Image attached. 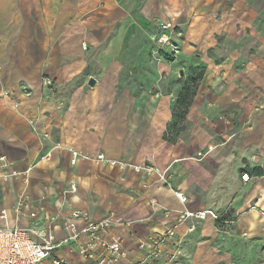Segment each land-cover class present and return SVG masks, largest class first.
<instances>
[{"label":"crops","instance_id":"obj_1","mask_svg":"<svg viewBox=\"0 0 264 264\" xmlns=\"http://www.w3.org/2000/svg\"><path fill=\"white\" fill-rule=\"evenodd\" d=\"M90 1L0 0V208L9 211L1 223L36 226L62 238L63 221L74 210L88 211L96 219L114 212L131 222L113 230L126 237V264L143 258L137 238L176 225L187 209L218 211L230 196L235 217L221 223L199 221L192 232L187 219L177 225V238L188 258L171 259L174 247L169 244V255L153 264H191L199 247L210 253H201L200 260L212 261L221 254L219 246L229 251L231 230L237 236L255 230L264 235V174L242 179L247 167L264 170V61L237 72L229 91L210 95L211 106L191 113L190 120L196 121L193 142L170 143L164 133L175 98L145 88L133 94L120 89L121 63L109 62L100 78L92 76L96 84L87 93L85 87L68 98L55 92L56 83L68 81L75 68H86L84 39L106 35L108 20L132 22L135 0H95V18ZM108 7H113L110 17ZM131 32L127 29L123 37ZM44 77L57 80L47 86ZM208 129H226L228 149ZM196 146L209 149L207 156L186 159ZM73 151L88 157L73 163ZM98 153L128 166L101 161ZM144 164L165 173L168 182L157 171L135 168ZM215 194H221V202ZM19 201H24L22 213L15 211ZM77 249L74 244L63 250L68 264H81ZM227 250L221 255H230Z\"/></svg>","mask_w":264,"mask_h":264},{"label":"rangeland","instance_id":"obj_2","mask_svg":"<svg viewBox=\"0 0 264 264\" xmlns=\"http://www.w3.org/2000/svg\"><path fill=\"white\" fill-rule=\"evenodd\" d=\"M94 1L91 0L89 5L92 18L99 14L98 3L103 2ZM112 8L108 7L107 17L113 12ZM131 15L132 22H124L125 18L115 22L108 20L106 35L96 33V38L83 40L86 68H75L68 81L62 85L56 83L55 92L68 98L80 87H85L87 93L94 89L88 79L92 76L100 78L107 63L118 62L121 63L120 89L128 88L133 94L135 89L145 88L151 93L169 94L173 99L190 68L203 66L205 75L197 84L187 128L178 139L193 142L196 121L195 118L190 120L191 113L211 106L210 95L229 91L230 82L239 78L235 76L237 72L247 71L253 63L264 61V0H135ZM120 29H123L122 38L119 37ZM127 29L132 32L126 38L123 34ZM254 92L250 91L248 96ZM207 123L209 121L203 124ZM208 130L220 147L228 149L230 138L226 129ZM198 147L185 158L203 160L209 149ZM221 194H215V199ZM226 198L216 208L226 218L235 217L230 209L232 200L230 196ZM217 201L221 202V199ZM231 233L230 255H221L228 247L219 246L221 254L218 258L206 262L203 257L201 262V253L203 256L210 253L206 255L207 250L199 247L195 254L199 256L191 264H264V235L257 230L244 231L241 236ZM185 246L186 242L182 247ZM188 254L184 250L181 259Z\"/></svg>","mask_w":264,"mask_h":264},{"label":"built area","instance_id":"obj_3","mask_svg":"<svg viewBox=\"0 0 264 264\" xmlns=\"http://www.w3.org/2000/svg\"><path fill=\"white\" fill-rule=\"evenodd\" d=\"M170 26V24L166 25ZM43 83L51 85L53 79L44 77ZM202 155V153H199ZM81 155L78 151H73L72 162L76 163ZM97 158L112 165L127 167L128 164L115 159L107 158L104 153H99ZM137 170L146 169L142 165L135 166ZM148 169V168H147ZM149 171H157L161 178L168 182L165 173L153 168ZM242 179L246 182L252 179L249 171L242 172ZM72 190L77 189V185H71ZM178 197L185 202L186 195L177 192ZM24 201H19L15 206L17 213H22L21 209ZM7 208H0V264H68L63 250L67 246H78V253L82 259L81 264H124V260L129 257L126 249V237L119 232H114L116 227L130 225L122 217L112 212L104 218L96 219L90 212L85 210H74L63 221L65 235L58 238L53 233H46L36 226H10L3 225L1 220L8 218ZM36 216V213H31ZM58 216L51 217L56 220ZM213 218L221 221L222 215L213 208L198 211L185 210L181 213L178 223L168 227L162 232L151 234L148 237L137 238L138 247L144 255L141 259H129L126 264H153L156 260L168 256V245L173 244V251L170 258H177L182 253V239L177 238V225L184 223L187 219L192 220L188 231L197 229L199 221Z\"/></svg>","mask_w":264,"mask_h":264},{"label":"trees","instance_id":"obj_4","mask_svg":"<svg viewBox=\"0 0 264 264\" xmlns=\"http://www.w3.org/2000/svg\"><path fill=\"white\" fill-rule=\"evenodd\" d=\"M204 75L205 68L203 66H193L190 68L187 78L183 79V85L172 103V119L168 123L167 129L164 133V139L166 141L173 144L176 143L180 134L186 130L188 115L197 91L196 87ZM243 171H249L251 174H264V170L260 167H247ZM221 219V221L217 222L221 223L227 218L222 216Z\"/></svg>","mask_w":264,"mask_h":264},{"label":"water","instance_id":"obj_5","mask_svg":"<svg viewBox=\"0 0 264 264\" xmlns=\"http://www.w3.org/2000/svg\"><path fill=\"white\" fill-rule=\"evenodd\" d=\"M88 83H89L90 85H95V84H96V78H95V77H90Z\"/></svg>","mask_w":264,"mask_h":264}]
</instances>
